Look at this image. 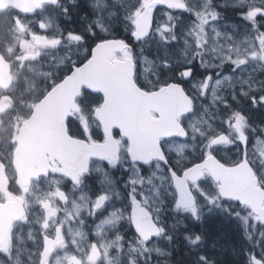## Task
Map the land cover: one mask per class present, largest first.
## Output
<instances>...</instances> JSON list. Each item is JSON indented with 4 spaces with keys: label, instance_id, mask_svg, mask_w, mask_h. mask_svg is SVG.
Segmentation results:
<instances>
[{
    "label": "snow or ice",
    "instance_id": "obj_1",
    "mask_svg": "<svg viewBox=\"0 0 264 264\" xmlns=\"http://www.w3.org/2000/svg\"><path fill=\"white\" fill-rule=\"evenodd\" d=\"M68 5L85 10L81 20L92 14L90 48L61 24L71 19ZM0 6V117L10 119L0 139V264H154L153 254L173 264L168 229L184 226L185 216L202 223L214 210L240 229L222 233L224 264H264V0ZM116 27L128 38H117ZM151 41L165 60L145 56ZM193 63L218 77L196 81L198 96L160 78L159 69L177 64L187 80ZM25 70L33 93L26 104L15 95ZM46 109L34 158L19 165L26 129ZM166 212L175 222L167 227ZM184 239L194 251L203 237ZM197 264L213 262L201 254Z\"/></svg>",
    "mask_w": 264,
    "mask_h": 264
},
{
    "label": "flooded vegetation",
    "instance_id": "obj_2",
    "mask_svg": "<svg viewBox=\"0 0 264 264\" xmlns=\"http://www.w3.org/2000/svg\"><path fill=\"white\" fill-rule=\"evenodd\" d=\"M65 2H66V0H65ZM68 8H69V15H70L71 19L74 20L75 18H73V15H72L74 13V11H73L74 8H72L71 5H68ZM219 10L223 11L225 13L227 11V9H219ZM76 11L80 12V16L78 17V20H76L77 23L71 22L72 27H70V28L76 29L78 32H82L85 36V42L89 43V40L92 37L90 38V36H88L87 32H85L84 30L86 28L87 22L92 20L93 16L89 12L87 21L81 20L80 17L85 14V10L84 9H76ZM104 23L110 24L111 22L106 19V20H104ZM182 24L185 25V28L187 27V21L186 20H185V22L183 21ZM64 27L66 28V26H64ZM123 32H124V30L120 27L118 29L117 35H125V34H122ZM0 48L3 49V46L1 45ZM171 55L178 58L177 53L176 54L172 53ZM145 56L148 59H152V60H156L157 58H159L160 60L166 59L165 54L158 53V52L156 54H145ZM184 67L185 66H183V65L173 64L167 70V72H165V70L162 68L159 69L158 72H159L161 79H164L166 76L170 75L171 78H173L177 83H180L182 85V87H184L191 95H196V96H198V93L196 92V89L193 87V84L196 81L201 80L208 75H211L213 80L218 78L215 75V72H216L215 69H210V70L209 69H201L199 67V65H197L196 63H193L192 65L189 66L193 69L192 77H190L187 80H181L177 77V72L182 71ZM201 70H204V71L202 72ZM225 74H229V72L226 69L221 71V75H225ZM15 95L18 96V93L16 92ZM199 101H201L202 103L207 104V105L209 104V100L207 98H205L203 100L198 99V102ZM19 110L20 109L18 108V111ZM9 124H10L9 116L5 115V116L0 117V139L7 136L8 132L10 131ZM220 127H221V125H220ZM226 216H227L226 214H222L219 210H214L213 213H208V215H206L205 221L203 222L205 225L203 238H204V242H205V247L207 248V251L209 254V260H212V261L224 260L225 261L227 256H229L228 252H226V251H223V252L222 251H220V252L216 251V248L214 247V245L216 243V238H215L216 234L221 233V236H222V233L230 232V233H232L233 237H235L240 232L239 225H237V224H236L235 229L226 230V228H225L226 223L223 221V219ZM179 219H181V218L177 217V220H179ZM164 220H165V226L166 227L169 223H175L172 219V213H170V212H166L164 214ZM185 220H187V216L183 217V221H185ZM168 230L173 232V228H170ZM253 239H255V237ZM223 240L225 243H227L226 238ZM220 253L222 254V258H221Z\"/></svg>",
    "mask_w": 264,
    "mask_h": 264
},
{
    "label": "water",
    "instance_id": "obj_3",
    "mask_svg": "<svg viewBox=\"0 0 264 264\" xmlns=\"http://www.w3.org/2000/svg\"><path fill=\"white\" fill-rule=\"evenodd\" d=\"M50 116V109L41 112L38 120L32 122L26 129L25 143L18 156V164L26 166L35 155L36 149L44 136V129Z\"/></svg>",
    "mask_w": 264,
    "mask_h": 264
},
{
    "label": "trees",
    "instance_id": "obj_4",
    "mask_svg": "<svg viewBox=\"0 0 264 264\" xmlns=\"http://www.w3.org/2000/svg\"><path fill=\"white\" fill-rule=\"evenodd\" d=\"M74 13L72 14L73 15V18H75L74 20H72L74 23H77L76 20H78V17L80 16V12H77L76 9L73 10ZM216 244L218 245H221L220 247H223V246H226V244H224V240L225 239L223 236H216ZM177 246H178V250H177ZM174 245V247L176 248V256H175V252H174V258H172V260L174 261V264H196V258L199 254V252H192V251H186L181 248V246L179 245ZM184 252V253H183ZM183 253V254H182ZM185 253H187V255H185ZM189 253V254H188ZM191 253V254H190ZM190 255H192L191 257H189ZM185 257V258H184ZM188 258V259H187ZM186 259V260H185ZM228 260V258H226V260H219L221 264H224V262H226ZM187 261V262H186ZM218 261V264H220Z\"/></svg>",
    "mask_w": 264,
    "mask_h": 264
},
{
    "label": "rangeland",
    "instance_id": "obj_5",
    "mask_svg": "<svg viewBox=\"0 0 264 264\" xmlns=\"http://www.w3.org/2000/svg\"><path fill=\"white\" fill-rule=\"evenodd\" d=\"M180 26L185 27L184 24H182V25H180ZM180 26H178V27H180ZM178 29H179V28H178ZM0 45L3 46L2 43H0ZM168 50H169V49H168ZM26 72H27V71H26ZM27 73H28V72H27ZM28 75H29V77H27L28 80H31V79H32L31 74L28 73ZM22 76H23V73L21 74V84H20V87L17 89V92H18V94H19V97L25 95V94L28 93V92H31V90H25L24 85H25L26 81H25V78H23ZM191 121H192V118L189 119L188 123H191ZM225 228H226V230H229V229H230V224L228 223V224L225 226ZM216 236H218V237L221 236V233L216 234ZM223 237H224V236H223ZM224 244H226V243H224ZM220 246H221V245H218V244L215 243L214 247L216 248V251H217V252H220V251L223 252V251H224V248L226 247V246H223V247H220ZM155 255H156V254H155ZM220 255H221V258H222V254H221V253H220ZM227 258L229 259V256H227Z\"/></svg>",
    "mask_w": 264,
    "mask_h": 264
},
{
    "label": "bare ground",
    "instance_id": "obj_6",
    "mask_svg": "<svg viewBox=\"0 0 264 264\" xmlns=\"http://www.w3.org/2000/svg\"><path fill=\"white\" fill-rule=\"evenodd\" d=\"M183 251H184V250H183ZM186 251H187V250H186ZM188 251H189V250H188ZM183 253H184V252H183ZM183 253H182V254H183ZM188 254H189V253H188ZM190 254H191V253H190ZM191 256H192V255H190L189 257H191ZM187 257H188V255H187ZM184 258H185V257H184ZM187 259H188V258H187ZM185 260H186V259H185ZM186 262H187V261H186Z\"/></svg>",
    "mask_w": 264,
    "mask_h": 264
}]
</instances>
